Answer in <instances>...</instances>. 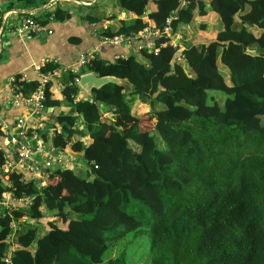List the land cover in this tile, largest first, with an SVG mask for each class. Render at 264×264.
Wrapping results in <instances>:
<instances>
[{
	"label": "trees",
	"instance_id": "trees-1",
	"mask_svg": "<svg viewBox=\"0 0 264 264\" xmlns=\"http://www.w3.org/2000/svg\"><path fill=\"white\" fill-rule=\"evenodd\" d=\"M115 1L133 18L104 34L161 32L152 49L115 62L95 58L79 74L67 73L64 102H74L76 81L87 72L124 79L128 97L108 83L76 102L87 145L76 118L58 117L63 133L52 145L82 151L90 166L84 175L53 167L42 187L20 172L0 173V197H31V217L46 231L41 236L37 224L17 219L6 239L13 218L24 213L1 208L0 264L8 254L11 264H99L106 253L107 264H133L126 250L112 253L144 226L148 264H264V0H155L150 10V0ZM207 6L220 19L216 37L171 44L167 20L173 33L193 36L195 17L206 16ZM206 27L200 23L199 30ZM15 84L17 95L29 98L41 81L15 76ZM52 86L45 84V107L61 104L50 99ZM137 103L148 106L153 130L141 129ZM103 107L113 118L103 119ZM5 161L0 148V166Z\"/></svg>",
	"mask_w": 264,
	"mask_h": 264
},
{
	"label": "crops",
	"instance_id": "crops-1",
	"mask_svg": "<svg viewBox=\"0 0 264 264\" xmlns=\"http://www.w3.org/2000/svg\"><path fill=\"white\" fill-rule=\"evenodd\" d=\"M52 1L0 0V9L9 13L8 19L11 23L0 24V125L1 122L5 124V127H0L2 131L0 148L4 150L8 161L12 162L14 146L10 141V136L16 131L15 123L21 116H31L35 121L30 129L32 135L22 140V144L33 152L29 161L44 165L48 158L54 167L69 169L77 161L74 156L83 155V152H75L69 149L70 146L66 150H56L53 148L52 138L56 133H63L62 124L57 121L61 115L76 118L77 123L82 124L85 132L86 125L83 117L76 111V102L79 99H86L88 95L76 94L73 103L64 102L61 89L67 73L70 69L81 72L87 66V64L85 66L80 64V56L88 51H92L101 60L115 62L135 55L140 48L153 44V40L148 33H144L145 29L137 33L132 42L110 45L103 40L102 34L105 30L116 31L121 26V22L133 18V15L121 9L115 0L62 1L63 3H58L55 9L51 7ZM154 1H149V10L156 8V5H151L155 4ZM30 13L43 23L42 30L22 37L16 35L13 30L20 24L23 17ZM195 19L196 22L191 28L194 32L193 36L190 33L186 38L184 33H173L176 36L173 39L176 45H182L190 39L193 43L207 44L221 29L218 15L210 10L209 6H207L206 16H196ZM200 23L206 24V30H199ZM151 28L155 29L154 27L147 29ZM141 32L144 34L138 35ZM173 40L170 38V43ZM49 59L56 60L53 63L55 68L68 70L58 78L50 80L53 84L50 99H57L61 104L50 107L44 105L43 110L36 116L28 99L17 95V87L13 86L10 80L15 76H22L28 81L41 80L39 66L44 60ZM102 113L105 120L113 118V114L107 109L103 108ZM5 130L10 134H7ZM42 134L46 138H43ZM81 139L86 145L90 142L86 132ZM21 171L26 179L36 178V174L31 170ZM35 182L42 187L46 186L45 183L41 185L36 179ZM26 203L27 200L19 205L23 206L22 212L24 213L19 222L23 223L25 219L27 220L25 222L36 225L35 219L30 214L31 208L25 207ZM40 210L45 212L43 207H40Z\"/></svg>",
	"mask_w": 264,
	"mask_h": 264
},
{
	"label": "built area",
	"instance_id": "built-area-1",
	"mask_svg": "<svg viewBox=\"0 0 264 264\" xmlns=\"http://www.w3.org/2000/svg\"><path fill=\"white\" fill-rule=\"evenodd\" d=\"M62 1L70 2L72 0H53L51 7L55 9L58 3H60V4L63 3ZM75 1H77V0H75ZM183 3H185V2L183 1ZM8 18H9V13L3 12L0 9V24H3V25L8 24L9 23ZM169 23H170V19L167 20V25L165 26L163 32L166 33L168 36H170V38H172V40H173L175 35L173 34L172 28L169 25ZM9 24H11V23H9ZM42 27H43V23H41L34 16V14L30 13V14L26 15L25 17H23L20 24L13 31L16 35L22 37L28 33L40 32L42 30ZM160 32H161V30L152 29V28L151 29L146 28L144 30V33H148V35L152 38L153 44H154V41L157 38V36L160 34ZM144 33L141 32V34H138V35H143ZM136 36H137V34H117L114 36H107L104 33L102 34L103 40L110 45H118V44H121L122 42H132ZM175 38H176V36H175ZM153 44H147L146 47L149 49H152ZM171 44L176 46L175 40H173V42ZM93 59H94L93 53L86 52L80 56V64L82 66H85L86 64H88ZM54 62H56V60H54V59L44 60L39 66L40 71H41V67L44 66L45 64L54 63ZM67 71L62 69V68L61 69L52 68L51 70H48L47 72L41 71V80H40L41 85L38 87L37 91L31 95L32 97L30 96L29 98H26V99H28V102L31 104L32 110L36 113V116H37V114L39 115V113L44 108L45 84L52 79L58 78L63 72H67ZM69 72L79 74L80 71L70 69ZM82 74H84V73H82ZM10 81H11L13 86L16 85L14 77L11 78ZM34 123H35V121L31 116H27V117L21 116L20 118L17 119V121L15 123L16 131L14 133H12V135L10 136V141L14 146V150H13L14 159L12 160V162H10V161H8V157H6L5 163L0 166V173L3 176H6V175H9L10 173H13V172L22 173L23 171H21V170L25 171L26 169H28V170L33 171L36 174V178L32 177L30 180L35 181V179H36V181L40 182L41 185H42V183H45V185H46V179L50 173V170L52 169V167H54L53 163L48 158L45 161L44 165L36 163V162H30L29 158L31 156V153H33V152L30 149L26 148L22 144V140L25 137H29L28 132L32 128V125ZM2 126L5 127V124L3 122H1L0 127H2ZM5 131L7 134L9 133L7 130H5ZM53 148L56 149L54 146H53ZM25 200H27L25 207L27 206V207L32 208L31 197L24 196L22 198L16 199L13 196L12 192H8L4 197H0V210H1V208H7L8 210H11V208H13V207H17L18 209L23 210V206H19V205L24 204ZM17 219L20 220L21 218H17ZM17 219L13 218V220L10 224V228H11L10 233L6 238L8 240L12 239L13 234H14L15 230L17 229ZM23 220L27 221L25 219H23ZM15 247H16V245H13V248H15ZM3 261L5 264H11L10 254H8V256H5L3 258Z\"/></svg>",
	"mask_w": 264,
	"mask_h": 264
},
{
	"label": "rangeland",
	"instance_id": "rangeland-1",
	"mask_svg": "<svg viewBox=\"0 0 264 264\" xmlns=\"http://www.w3.org/2000/svg\"><path fill=\"white\" fill-rule=\"evenodd\" d=\"M88 52L93 53L92 51H88ZM93 56H94V59L97 58L94 53H93ZM125 89H126V93H127V97H128V93H129L128 91L130 89V85ZM211 94H217L218 97H220L222 99V101H225V99H226V96L223 93L211 92ZM87 98H90V97L87 96ZM103 108L106 109L105 107H103ZM146 108H148V106H145V105L141 106L139 103H137L135 105V108H134L135 114H137V115L142 114V113L144 114L142 116V119H140V125H141L142 130H153L155 124H154V121L151 119L150 113H145V112L149 111V108L147 110H146ZM263 123H264V117H263ZM76 127L80 131L79 136H82L83 134L85 135V132H83L82 124H77ZM153 134H154V132H153ZM74 158L80 163V165L77 161H75L76 163L74 162L75 164H72V167L71 168L69 167V169L73 170L76 174L84 175L87 172V170L90 169V166L86 163V160L84 159L82 154L76 155V156H74ZM143 209H144L143 214L145 215L146 219L148 220L149 215H150L148 212V209H147V207H143ZM74 217H76L75 214L71 213L70 218H74ZM36 223H37V228L39 229V235L42 236L43 234L46 233V231L44 230V227L42 226L43 223L41 221L36 222ZM148 230H149V227L144 226L143 232L137 236H134L133 234L129 233L128 236L126 237V239H124L119 244H117V246L115 247V249L113 250V253H112L113 257L118 256V254L121 251L126 250L128 259L131 263H133V264H148L150 262V259L152 256L151 249H150V234H149ZM109 259H110V255H109V253H106L104 255L103 261L99 264H107Z\"/></svg>",
	"mask_w": 264,
	"mask_h": 264
},
{
	"label": "water",
	"instance_id": "water-1",
	"mask_svg": "<svg viewBox=\"0 0 264 264\" xmlns=\"http://www.w3.org/2000/svg\"><path fill=\"white\" fill-rule=\"evenodd\" d=\"M108 83L117 84L124 88H127L129 86V84L124 79L116 77L114 75L99 76L94 72H88L82 74L76 81V85L78 87L77 94L82 93L92 97L94 89H99Z\"/></svg>",
	"mask_w": 264,
	"mask_h": 264
}]
</instances>
